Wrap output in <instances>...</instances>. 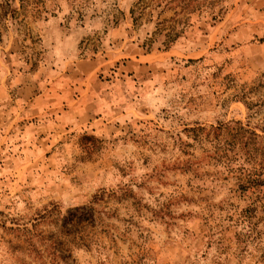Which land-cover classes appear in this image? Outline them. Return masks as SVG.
<instances>
[{"label": "rangeland", "instance_id": "rangeland-1", "mask_svg": "<svg viewBox=\"0 0 264 264\" xmlns=\"http://www.w3.org/2000/svg\"><path fill=\"white\" fill-rule=\"evenodd\" d=\"M235 122L264 135V0H0V264H264Z\"/></svg>", "mask_w": 264, "mask_h": 264}, {"label": "trees", "instance_id": "trees-1", "mask_svg": "<svg viewBox=\"0 0 264 264\" xmlns=\"http://www.w3.org/2000/svg\"><path fill=\"white\" fill-rule=\"evenodd\" d=\"M19 3L22 0H18ZM132 13V12H131ZM135 19H133V22ZM243 99V98H240ZM248 113L247 119L254 115L252 112L253 107L256 104L242 102ZM253 113V114H252ZM236 130L231 134L232 138V149L233 147H239L240 149L249 148L247 151H259V156L264 160V142L260 148H257L258 143L264 140V135L258 136L253 131L243 128L238 122H235ZM248 126V125H246ZM226 126L222 127L225 128ZM262 130V128H260ZM264 132V131H262ZM208 133H206L207 135ZM220 149V148H219ZM218 156L219 161L222 164H229L235 161L236 150H219ZM230 152L231 154H226ZM247 168L248 170L242 171L241 181L238 185L241 193L245 192L249 194L246 196L247 205L246 207L236 214L237 218L235 222L238 223L241 230L234 235L235 245L237 246V251L241 252L245 249L247 242H256L257 244L262 242V229H257L259 222L264 221V165L256 169L254 166ZM227 166V165H226ZM259 166V165H258ZM263 214L262 216H259Z\"/></svg>", "mask_w": 264, "mask_h": 264}]
</instances>
